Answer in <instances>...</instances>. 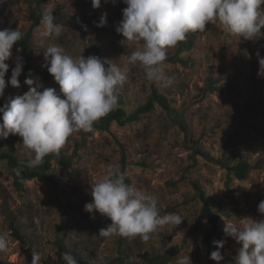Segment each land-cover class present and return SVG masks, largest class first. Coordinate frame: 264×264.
I'll return each mask as SVG.
<instances>
[{
  "label": "rangeland",
  "instance_id": "374dc122",
  "mask_svg": "<svg viewBox=\"0 0 264 264\" xmlns=\"http://www.w3.org/2000/svg\"><path fill=\"white\" fill-rule=\"evenodd\" d=\"M36 1L0 0V30H26ZM39 1L42 12L53 9L62 31L59 37L44 38L40 22L34 28V68L47 70L44 48L49 45L63 47L74 58H87L98 48L105 58L129 69V80L119 90L115 110L95 123L92 132L70 136L61 154L53 155L56 180L35 177L17 188L16 170L32 169L22 138H0V150H11L18 158L0 155V231L10 234L0 264H32L34 252L41 256L40 264H54L57 238L81 254L82 264H119L115 260L123 256L121 264H148L154 256L177 264L186 255L193 264H235L241 245L224 234V219L242 225L246 218L264 217L258 212L264 200V76L258 75L257 57V52L264 57V44L259 38L229 36L209 23L205 32L188 34L168 51L165 73L178 82L163 88L126 62L134 49L122 45L116 31L124 0H101L97 9L92 0ZM104 13L107 24L98 27ZM12 53L14 68L22 55L20 50ZM32 77L59 92L53 76ZM26 78L20 79V87L5 88L8 102L29 90ZM241 159L253 166L244 180L234 175ZM109 167L125 172L137 189L158 196L161 215L179 213L183 222L159 229L147 242L101 237L99 230L111 221L85 211V205L92 201L91 183L102 179ZM10 212L22 238L13 233ZM221 239L224 247L218 249L213 241ZM215 250L224 257L220 262L210 258Z\"/></svg>",
  "mask_w": 264,
  "mask_h": 264
},
{
  "label": "clouds",
  "instance_id": "9594fccd",
  "mask_svg": "<svg viewBox=\"0 0 264 264\" xmlns=\"http://www.w3.org/2000/svg\"><path fill=\"white\" fill-rule=\"evenodd\" d=\"M124 3L127 7L116 31L123 37L120 43L134 49L126 62L142 68L146 80L158 87L168 88L178 82L174 75L165 73L168 51L186 40L188 34L205 32L209 23L240 40L254 41L264 36V0H124ZM92 7L100 8L101 0H92ZM106 17V13L100 17L98 27L107 24ZM56 20L53 9L43 11L42 37L61 35ZM23 35L18 28L0 30V97L4 96L8 83L20 87L22 57L17 56L8 82L5 75L9 70L6 61ZM44 49V66L58 83L59 92L44 87L30 70L24 81L29 90L0 107V138L7 139L10 135L22 138L29 168L40 166L50 154L58 155L73 134L92 132L95 123L119 106V90L129 80V69L113 60L97 55L74 58L55 44ZM257 57L258 75L264 76V57L259 52ZM16 174L20 175L19 170ZM90 195L92 201L86 203L85 211L98 212L111 221L99 230L103 238H140L147 242L159 229L177 227L185 219L179 213L161 215L158 196L126 183V173L119 168L109 167L102 179L91 183ZM258 212L264 214V200L259 202ZM224 221V234L241 245L235 264H264V217L246 218L242 225ZM9 235L0 231V254L9 249ZM224 243L223 239L213 241L218 249ZM61 258L65 264H78L69 252L61 253ZM210 258L217 262L224 259L219 250L212 251ZM41 259L34 252L32 264H40ZM177 264L193 262L186 255L179 256Z\"/></svg>",
  "mask_w": 264,
  "mask_h": 264
},
{
  "label": "trees",
  "instance_id": "16d2710c",
  "mask_svg": "<svg viewBox=\"0 0 264 264\" xmlns=\"http://www.w3.org/2000/svg\"><path fill=\"white\" fill-rule=\"evenodd\" d=\"M39 0L36 1L35 6L33 7V16L31 19V23L29 24V27L26 30H20L24 35L21 41L17 42L16 45H14L12 52L16 51V50H20L21 51V55H22V59H23V63H24V67H23V71L21 76L19 77V80L22 78H25L27 76H29L30 70H31V75H35L39 78L42 79H49L52 75L47 71V70H39L33 67L32 64V59H33V50H32V32L34 30V28L38 25V23L40 22L41 16H42V11L40 10L39 7ZM125 4H122V9L120 11V14L123 17V9L125 8ZM259 42L261 44H264V36H261L259 38ZM89 55H97L101 58H105L99 51L98 48L94 49L93 52ZM7 64H9V70L5 75V80L7 79L8 76L11 77V72L13 69V64L10 62V59L6 61ZM9 77V80H10ZM8 80V81H9ZM6 80V82H8ZM6 88H11V84L8 83V86ZM8 92H4V96L0 97V107L4 106L5 103H7V99H8ZM0 116H2V114H0ZM5 154H11L14 156L15 159L18 160V158L12 153L11 150H0V155H5ZM61 154V152L59 153ZM59 154L57 156H59ZM54 154H50L48 156L45 157L43 163L35 168H32L30 170H20V175L15 174V180L14 183L17 186V188H21L22 184L25 180L31 179V178H35V177H42V178H47V179H53L56 180V175L53 174L51 172V158L53 157ZM123 162L124 164H127V160L126 158H123ZM70 163V161L68 162ZM145 165V164H144ZM236 169L234 170V175L236 176L237 179L239 180H244L246 178H248L250 171L252 170L253 166L250 164V162H248L247 160L241 159L239 160V162L236 164ZM126 183L131 185V180L126 177ZM240 190H247L244 187H240ZM72 208H76L75 205L71 204ZM8 208V206H7ZM12 219L10 222V226L13 229V233L16 237L22 238V235L19 231V228L16 225V216L15 214H13L12 212H10ZM55 244L58 248L59 251V258L57 261H55L54 264H65V262L62 260L61 258V253L63 252H69L71 253L74 258L78 261V264H82L83 258L81 256V254H78L77 252L70 250L66 244L63 238H57L55 240ZM126 256L123 257H118L116 258V262L121 264L124 262V258ZM131 258V257H130ZM167 259H163L160 256H154L152 258L148 259V264H158V263H166Z\"/></svg>",
  "mask_w": 264,
  "mask_h": 264
}]
</instances>
